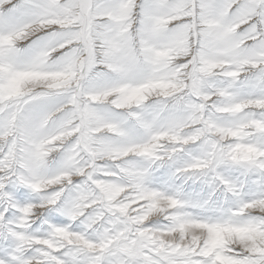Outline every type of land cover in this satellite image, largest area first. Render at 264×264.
<instances>
[{"label": "clouds", "instance_id": "1", "mask_svg": "<svg viewBox=\"0 0 264 264\" xmlns=\"http://www.w3.org/2000/svg\"><path fill=\"white\" fill-rule=\"evenodd\" d=\"M208 2L0 27L3 264H264V0ZM165 163L208 197L153 186Z\"/></svg>", "mask_w": 264, "mask_h": 264}, {"label": "snow or ice", "instance_id": "2", "mask_svg": "<svg viewBox=\"0 0 264 264\" xmlns=\"http://www.w3.org/2000/svg\"><path fill=\"white\" fill-rule=\"evenodd\" d=\"M7 5H11V7L8 8L6 7ZM254 6L248 0H241L240 3H234V0H225L224 9L225 11L231 9L234 13H243L254 8ZM130 7H135L134 4L130 3V0H117L115 4H103L99 0H17V3H13L12 0H0V25H3V27H22L24 23L29 22L31 19L43 18V14L50 10L61 11L69 15L74 14L78 10L99 11L109 14L116 13L117 18H119L124 10ZM165 7L164 0H160L159 4L155 6L145 0V3L139 6L140 24L146 26L153 19L154 12L162 11ZM211 7L212 5L208 0H196L193 5L196 13L207 12ZM18 15H23L26 19L19 23H12V19ZM0 157H3L2 152H0ZM20 182H22V179ZM0 196L8 197L7 202L11 206L12 198L7 192L0 193ZM149 255L152 254L150 253ZM3 261L4 256L0 257V264H3ZM154 261L155 264H170L166 257H154ZM100 264H103L102 260Z\"/></svg>", "mask_w": 264, "mask_h": 264}, {"label": "rangeland", "instance_id": "3", "mask_svg": "<svg viewBox=\"0 0 264 264\" xmlns=\"http://www.w3.org/2000/svg\"><path fill=\"white\" fill-rule=\"evenodd\" d=\"M12 2L17 3L16 0H12ZM99 2H101L103 4H109L112 2V0H99ZM6 7L10 8L11 5H7ZM23 19H26V17L23 15L17 16V20H19V22H21ZM153 169L154 170H153L152 176H151V178H152L151 182H152L153 186L158 187V186H162V185H172V184H173L172 186H174V187L180 186V187H182L184 194L187 197L194 199V200H196L197 198L198 199H202V198L206 199V197H208V195L210 193V189L206 185H202L199 181L194 182L192 180H188L186 182L181 183V181L179 179L172 176V172L174 171V167L170 163L160 164L158 167L154 165ZM224 174L226 177L231 178V179H234L238 175V173L235 172L234 170H228ZM207 188H208V191H207ZM204 191H205V193H204ZM14 195H15V198L22 203L25 202L29 198L27 189H25L22 186H19L14 190ZM222 196H223L222 193L217 192V193L212 194V199L213 200H219L222 198ZM47 219H48L49 223H52V224L59 225V224L66 223V219L63 216H61L55 212L48 214ZM3 255H4V252L2 250H0V257H2Z\"/></svg>", "mask_w": 264, "mask_h": 264}, {"label": "bare ground", "instance_id": "4", "mask_svg": "<svg viewBox=\"0 0 264 264\" xmlns=\"http://www.w3.org/2000/svg\"><path fill=\"white\" fill-rule=\"evenodd\" d=\"M16 1H17V0H16ZM11 22H12V23H17V22L19 23V20H17V16H16L15 18H13ZM0 27H3V25H0ZM167 178H168V177H167ZM151 179H152V178H151ZM168 179H169V178H168ZM168 179H167V180H168ZM169 180H170V179H169ZM170 181H171V180H170ZM176 182H177V181H176ZM170 183H171V182H170ZM172 183H173V182H172ZM174 183H175V182H174ZM172 185H173V184H172ZM175 185H176V184H175ZM173 187H174V186H173ZM207 191H208V188H207ZM204 193H205V191H204ZM200 194H201V193H200ZM200 194H199V195H200ZM202 197H203V196H202ZM205 197H206V196H205ZM205 197H204V198H205ZM206 198H207V197H206ZM197 199H198V198H197ZM202 199H203V198H202Z\"/></svg>", "mask_w": 264, "mask_h": 264}]
</instances>
